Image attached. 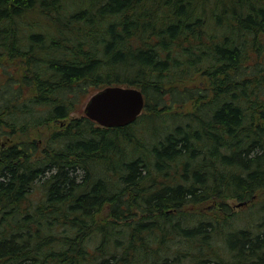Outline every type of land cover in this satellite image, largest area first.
Segmentation results:
<instances>
[{"label": "trees", "instance_id": "16d2710c", "mask_svg": "<svg viewBox=\"0 0 264 264\" xmlns=\"http://www.w3.org/2000/svg\"><path fill=\"white\" fill-rule=\"evenodd\" d=\"M0 264H264V0H0Z\"/></svg>", "mask_w": 264, "mask_h": 264}, {"label": "water", "instance_id": "95a60500", "mask_svg": "<svg viewBox=\"0 0 264 264\" xmlns=\"http://www.w3.org/2000/svg\"><path fill=\"white\" fill-rule=\"evenodd\" d=\"M143 109L144 96L138 88L108 86L87 99L83 114L99 127L121 128L134 123Z\"/></svg>", "mask_w": 264, "mask_h": 264}, {"label": "rangeland", "instance_id": "374dc122", "mask_svg": "<svg viewBox=\"0 0 264 264\" xmlns=\"http://www.w3.org/2000/svg\"><path fill=\"white\" fill-rule=\"evenodd\" d=\"M43 29H44V31L46 32L47 27L43 26ZM83 106H84V105H83ZM143 112H144V111H143ZM81 113L83 114V107H82V109H81ZM141 114H142V113H141ZM77 116H78V113H75V114L71 115V117H77ZM39 132H40V133H39ZM39 132H38V134L36 135V137H39L40 135H41L42 137L37 138L38 141H40L42 138H44L45 136H47L48 133H49L48 129H41ZM30 137H33V138H34L35 135L32 134ZM227 203L229 204V206H230V208H231V211H233L234 213L239 214V215L241 214L240 216H242L244 219L247 218L246 215H249L248 210H249L250 207H252V206H251L252 203H248V204H246V205L239 206L238 204H240V203H242V202L238 203V202H236L235 200H229ZM244 206H245V207H244ZM253 217H254V216H252V218H253ZM255 217H256V215H255ZM240 218H241V217H240Z\"/></svg>", "mask_w": 264, "mask_h": 264}]
</instances>
